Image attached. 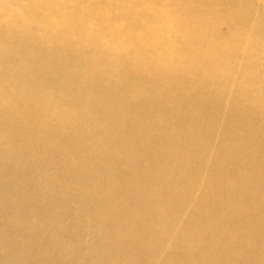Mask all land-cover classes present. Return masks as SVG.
Segmentation results:
<instances>
[{
    "label": "bare ground",
    "instance_id": "1",
    "mask_svg": "<svg viewBox=\"0 0 264 264\" xmlns=\"http://www.w3.org/2000/svg\"><path fill=\"white\" fill-rule=\"evenodd\" d=\"M0 264H264V0H0Z\"/></svg>",
    "mask_w": 264,
    "mask_h": 264
}]
</instances>
